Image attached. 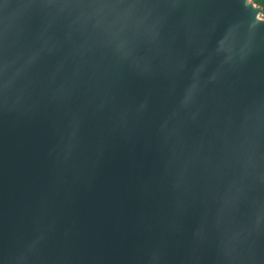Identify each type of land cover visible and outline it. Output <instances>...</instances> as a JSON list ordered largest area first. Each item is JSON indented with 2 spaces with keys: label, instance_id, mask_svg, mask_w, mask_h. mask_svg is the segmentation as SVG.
Listing matches in <instances>:
<instances>
[{
  "label": "water",
  "instance_id": "obj_1",
  "mask_svg": "<svg viewBox=\"0 0 264 264\" xmlns=\"http://www.w3.org/2000/svg\"><path fill=\"white\" fill-rule=\"evenodd\" d=\"M0 264H264L253 0H0Z\"/></svg>",
  "mask_w": 264,
  "mask_h": 264
},
{
  "label": "trees",
  "instance_id": "obj_2",
  "mask_svg": "<svg viewBox=\"0 0 264 264\" xmlns=\"http://www.w3.org/2000/svg\"><path fill=\"white\" fill-rule=\"evenodd\" d=\"M258 5H260L262 7V9L264 10V0H254Z\"/></svg>",
  "mask_w": 264,
  "mask_h": 264
},
{
  "label": "flooded vegetation",
  "instance_id": "obj_3",
  "mask_svg": "<svg viewBox=\"0 0 264 264\" xmlns=\"http://www.w3.org/2000/svg\"><path fill=\"white\" fill-rule=\"evenodd\" d=\"M254 1V0H253ZM255 2V1H254ZM256 3V2H255ZM257 4V3H256ZM258 5V4H257ZM258 6H260V5H258ZM260 8H261V11L264 13V10L262 9V7L260 6Z\"/></svg>",
  "mask_w": 264,
  "mask_h": 264
}]
</instances>
